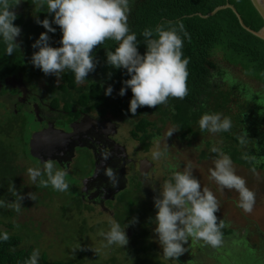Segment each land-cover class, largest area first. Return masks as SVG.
<instances>
[{"label":"clouds","instance_id":"clouds-1","mask_svg":"<svg viewBox=\"0 0 264 264\" xmlns=\"http://www.w3.org/2000/svg\"><path fill=\"white\" fill-rule=\"evenodd\" d=\"M130 2L131 0H34L40 8L46 6V12L52 16V20L37 19V23L46 31L32 44L38 51L33 52L31 64L45 75H55L57 78L65 70H69L74 74L76 83L81 84L97 67L98 62L92 54L94 47L102 45L106 40H113L117 42V46L114 50H106V63L113 69L126 70V75L130 77L121 82L118 94L124 96L131 90L128 111L133 116L140 107L155 108L157 105L167 104L169 97L183 99L188 94L189 64V60L183 58L184 39L179 34L183 32L184 37L188 35L183 24L177 22L179 30L173 26L165 28L164 25H158L154 30L146 28L142 33L146 51L141 54L137 35L128 26ZM10 8L8 0H0V40L6 43L8 55L12 54L14 47H19L15 40L21 33L19 26L13 23L17 17ZM53 24L59 26L62 34L59 47H53L49 43V33L56 32ZM113 90V86L109 85L105 95L111 96ZM198 124L201 131L210 133L227 132L232 127L230 118L211 112L204 113ZM177 130L167 131L166 138ZM154 143L159 146L160 138H156ZM210 151L218 153V158L213 161L214 167L209 169L210 179L216 182L221 192L224 189L236 190L239 194L237 206L245 212H251L255 193L235 173L231 157L216 147ZM109 155L107 152L103 153L105 159ZM166 156L167 147H158L152 153L154 160ZM168 167L171 177L161 184L158 194L153 198L156 210L154 233L164 258L176 260L183 255L187 251L184 245L189 239L191 242H203L202 246L220 247L222 229L226 227V223L223 219L217 223L215 213L220 209L217 198L212 191L202 189L200 181L193 176L190 163L182 171L178 170L179 165L170 164ZM27 172L33 184L39 179L42 187L51 185L56 191L69 190L65 180L66 172L57 169L50 160L44 162L43 168H29ZM106 175L115 187L118 178L114 171L109 169ZM153 191H156L155 187ZM29 197L35 200L32 193H29ZM0 206H3L2 201ZM16 210L19 211V207ZM136 222L138 219L133 218L130 224ZM128 226L121 227L119 222L112 221L110 229L101 233L106 241L105 247L126 246L129 240L125 229ZM0 239L7 240L8 234L3 233ZM39 259V250H33L25 264H39Z\"/></svg>","mask_w":264,"mask_h":264},{"label":"trees","instance_id":"trees-1","mask_svg":"<svg viewBox=\"0 0 264 264\" xmlns=\"http://www.w3.org/2000/svg\"><path fill=\"white\" fill-rule=\"evenodd\" d=\"M17 0H8L10 11L16 15V20L13 22L14 25L19 28H24L26 31L28 28L24 25L22 15H17L14 9L17 7ZM34 4V0H28V6ZM231 5L240 16L244 25L253 31H259L264 22L258 12L253 7L250 0H131L130 2V13L128 15V26L131 32L137 35L139 42L138 50L141 54L146 51V45L144 44V37L142 36L143 31L146 28L155 29L158 25H164L165 28L169 26L177 27L179 30V23L183 24V29L187 32V37H184V33L179 34L184 39L183 44V58L189 60L187 66L188 77L187 87L188 94L183 98L169 97L167 104L157 105L155 108L143 106L137 109V113L133 116L129 111V102L132 98L131 90L129 89L124 96H120L119 89L122 87V81L130 78L126 75V70L113 69L106 63V50H114L117 46V42L113 40H106L102 45H97L93 49V55L95 60L98 62L94 72L89 73L86 79H94L91 82L89 91L81 93L78 89V84L75 81L74 74L65 70L61 74L62 85L60 88H56L50 84L49 89L51 92L59 91V95L62 94L65 98L67 111H71L74 108L75 103L80 107H87L88 110L99 109L100 106L105 105L102 91L109 85L113 86V91L118 94L117 104H106L110 108H117V111L122 115H127L133 120V135L146 144L147 140H152L155 136L160 135L162 126L167 122L173 125L174 129H178L180 140L186 142H193V140L200 137L201 131L199 128L198 121L200 117L206 112L221 113L223 117L227 116V113L234 116L232 127L227 132H220V136L224 137L228 144H232L231 147L222 146L221 151L231 157L233 164L246 168L249 172L255 173L257 170H264V130L261 129V125L264 123V115L260 125H257L252 118L257 117L256 112L249 104L247 111L241 109L240 102L243 103L242 94L239 90V86L230 87L227 89L225 82H222L221 77L224 74L221 70H218V65L213 60L216 53H221L222 59L232 67L240 68L243 76L254 80L255 82L264 85V41L250 34L244 30L236 16V14L229 8L218 11L213 16H208L218 7H224ZM48 18L51 21L52 16L48 14ZM168 22H171L169 24ZM56 28V32L49 33L50 45L53 47L61 46L59 41L61 39V32L59 26L52 25ZM33 34V33H32ZM31 31H26V43L24 45L28 49V57L31 56L32 39L33 36ZM7 45L0 40V82L15 72L20 71L30 81L34 77L41 78L45 77L49 81L50 75H45L38 68H31L30 62L25 61V56L19 47H14L11 55L6 53ZM38 51V49H36ZM23 60L25 64L23 63ZM33 72H32V71ZM111 74V75H109ZM249 76V77H248ZM50 83H52L50 81ZM2 84V83H0ZM2 85L0 88V96H2ZM77 92L78 96L76 100H73V92ZM51 92L50 95L52 94ZM236 93L239 95L237 96ZM256 99L264 95L263 92L252 93ZM69 101H72L70 103ZM55 103H58L55 102ZM57 107V105H54ZM234 107V108H233ZM239 110V111H238ZM13 115L10 118L5 116L7 121L8 129L17 126L22 128L21 125L25 121V117L21 120L17 118L12 111L8 112ZM6 113V114H8ZM13 113V114H12ZM103 115L104 112L102 111ZM238 114V115H237ZM162 117L159 119V117ZM155 116L156 118H152ZM14 117V118H12ZM3 128L2 126H0ZM245 129L248 131V135L239 141L237 136L234 134L237 132H244ZM0 133L8 137L11 132L0 130ZM237 135H239L237 133ZM25 137V136H23ZM28 138H30L28 136ZM27 138V139H28ZM23 140V139H22ZM243 141V142H241ZM0 140V148H4V143ZM22 141L20 148V158L30 157L29 148L27 143ZM225 145V144H224ZM246 145L245 147H241ZM28 148V151H27ZM0 149V182L4 185L5 183L12 184L18 190H21V184H18L16 178V168L11 164L10 153H6L7 158L1 157ZM13 154V153H12ZM215 157L218 153H213ZM10 165H9V163ZM25 167V166H24ZM6 170V171H5ZM24 172V169L21 170ZM0 183V184H1ZM12 193V192H11ZM19 192L12 193L11 196L3 194L2 198L7 203L14 202V198H19ZM0 221V227H1ZM5 231L0 229V236ZM7 233V232H6ZM226 236L231 234L229 231L222 230ZM8 234L7 240L0 239V264H25V261L29 259L33 250L31 248H22L20 240ZM228 240V239H226ZM212 248V247H211ZM152 249L140 248L138 254L139 257H152L149 253ZM200 250V248L198 249ZM218 250V248H217ZM216 248L212 250V260L215 264L219 262V255L215 256ZM215 256V258H213ZM201 260V259H199ZM198 260V261H199ZM39 264H66L60 262H46L39 261ZM201 264V263H200Z\"/></svg>","mask_w":264,"mask_h":264},{"label":"rangeland","instance_id":"rangeland-1","mask_svg":"<svg viewBox=\"0 0 264 264\" xmlns=\"http://www.w3.org/2000/svg\"><path fill=\"white\" fill-rule=\"evenodd\" d=\"M213 60L218 65V70H221L225 76V78L221 77V79L223 83L225 82L227 89L241 85L239 86V90L244 102H240L239 105H242L241 109L247 111L250 104L257 111V117L252 119L257 125H260L262 116L264 115V95L256 99L252 93L263 92L264 85L243 76L241 69L227 64L222 59L220 52L214 55ZM23 63L25 64L24 60ZM53 76L54 79L59 80L55 75ZM39 86H42V84L40 83ZM1 93L3 99L0 101V126L3 128L0 127V130H5L7 133L11 132L6 138L0 133V140H6L3 144L4 148H0L2 149L1 155L3 158H7L5 155L7 151H12L15 156V165H19L21 169H24L23 177L25 181L22 179L21 185H24V187L21 189V196L19 199L18 197L14 198V202L11 203H7L9 202L8 200L4 201L2 198L3 194L9 192L17 193L19 190L9 183H5L4 187L0 182V201L3 202V206H0V221L2 223L0 229L9 233L11 236L17 237L20 240L22 248L38 249L40 252L39 261L51 263L180 264L179 262H181L182 264H214L216 262V260L215 262L210 260L214 248L207 245L201 246V242H194L196 246L200 244V250L193 246L192 248L188 247L189 243L185 244L184 247L187 251L176 258L177 261L165 259L154 233L155 227L151 230L152 236H150L155 246L149 251L152 254L150 259L147 257H139L141 254H138L139 251L136 250V246H130V249L135 248L132 252L127 249L129 245L124 247H120L119 245L105 247L106 241L101 236V233L107 232L110 229V226L107 224L109 217L104 215L96 216L97 209L92 213H83V210L87 206L80 200L79 180L74 176V172L66 174L65 176V180L69 185V190L66 192L56 191L51 185L47 188L42 187L39 184V179L36 184L32 183L27 170L29 168H43V165L38 164L32 157H27V159L19 157L22 141L28 145L30 143L28 136L30 137V132L38 129V125L33 123L34 119L32 120L31 115L26 114L28 113V106H25L23 108L18 107L19 114L25 115V121L21 124L24 125L22 131L21 128L18 129L20 123L17 128L15 126L12 130L8 129L10 126L7 127L6 119L13 115L8 113L7 118H5L2 114L5 112L4 105L9 100V94L13 95L16 92L14 93L12 90L8 91V89H4ZM236 95L239 96L237 93ZM10 101L14 103V99ZM247 101L249 104L245 103ZM211 113H213L212 109ZM157 117L159 119L162 118L159 115ZM225 117L234 120L232 113H227ZM152 118L154 119L156 117L153 116ZM115 121L121 122L119 117ZM37 123H39L38 120ZM158 125L161 128L160 135L158 136L160 138V144L158 146L153 140L151 150L147 156L149 160H152L153 167L158 170V172H153V179L160 183L159 187L171 177L172 173L168 165H179L180 168L178 170L182 171L190 163L193 176L200 181L202 189L207 188L212 191L219 202L220 209L215 213L218 218L217 223L223 219L226 227L222 230L231 232L228 237L226 236L227 234L222 233L224 237H222L221 246L218 247V249L222 250V254L218 264H264V170H257L253 173L242 166L233 164L235 173L242 177L246 181V186L255 193V202L252 211L245 212L237 206L239 194L236 190L224 189L221 192L216 182L210 179L209 169L214 167L213 161L218 158V156L215 157L213 152L210 151L211 148L216 147L221 149L222 146L226 145L230 148L231 145H234L233 142H231L232 144H228L226 142L227 140L220 136V132L210 133L206 130L205 133H201L200 137L191 143L180 140L177 131L172 136L166 138V132L174 129L173 125L169 122L163 126L161 124ZM127 127L121 129L120 139L118 141L132 151L134 142L131 140L130 135H128L129 132H127V129L129 128ZM261 129L264 130V123L261 125ZM234 134L240 141L242 136L245 138L249 133L245 129L244 132L240 133L235 131ZM245 146L242 145L241 147L243 148ZM158 147L159 149L167 147V156L159 160H154L152 153L158 150ZM88 165H91L89 158L82 164V167H79L84 172L83 168L86 169ZM79 167L74 165L72 171L79 170ZM2 178L6 182V178L4 176ZM133 187V182L129 181L128 188L126 190H120L113 205L112 203H107L106 206L114 207L113 210H115L116 205L118 206L119 214H116L117 217L115 216L114 220L116 219L120 222H126L127 220L130 223L133 218H137L138 222L130 224L131 226L138 225L139 223L143 224V221L148 224L149 213L147 211H149V203H153V198L146 197V201H144L142 195L133 193ZM29 193L35 196V200L29 197ZM17 207H19V211L16 210ZM92 215L96 217H90ZM140 232L143 233L144 228H141ZM248 246L252 247L253 250H250ZM243 247L245 252L242 254ZM215 256H218V254L216 253Z\"/></svg>","mask_w":264,"mask_h":264},{"label":"flooded vegetation","instance_id":"flooded-vegetation-1","mask_svg":"<svg viewBox=\"0 0 264 264\" xmlns=\"http://www.w3.org/2000/svg\"><path fill=\"white\" fill-rule=\"evenodd\" d=\"M16 2L17 7L14 9V12L17 15H22L24 25L28 28L26 31H31V34L33 33V44L35 40L39 38L40 34L46 31L37 23V19H49V13L46 12V6L40 8L38 3H32L28 6V0H17ZM37 7L39 8L37 9ZM20 29V36L16 38L15 42L20 46L22 53L26 55L25 61L31 63L30 57L27 56L28 49L23 44L26 41V31H24V28ZM29 51L33 54V52L37 50L31 45V50ZM28 66L31 68L34 67L32 64ZM61 74L59 80L54 79V76L50 75L49 78H52L50 80L52 83L45 77H34L29 81L20 71L3 79L2 82H0L3 86L2 89H8V91L12 90L14 93L16 92V94H9V100L6 101L7 107L4 105L5 112L2 115L7 116L6 113L12 111L15 115H18L17 118L21 120L25 115L19 114L18 107L23 108L28 106V113L26 114L31 115L32 120L34 119L33 123L38 125L37 130L30 132V139L32 135L41 133L46 128L52 131L50 132L52 136L56 135V137L54 136V140L56 141L55 144L58 147V151H56L54 155L55 159L52 162L57 169L65 171L66 174L74 172V176L78 178L80 200L87 206V208L83 210V213H92L97 209L96 216L104 215L109 217L107 222L109 226L112 221L119 222L121 227L129 225L126 227L125 231L129 240L127 244L129 247L127 249L131 252L135 248L130 249V246H136V250H139L142 246L143 248H154V242L150 238V236H152L151 230L156 227L154 221L156 210L154 206H152L153 203H149V211L146 209L149 213L148 224L143 221V224L139 223L135 226H131L127 220L126 222L114 220L116 214H119V208L116 205L115 210H113L114 207H108L106 204L112 203L113 205L120 190H126L128 188L129 181L134 184L133 193L142 195L144 201H146V197L154 198V196L158 194L160 183L153 179V172H158V170L153 167L154 164L152 160H149L147 155L151 150L153 140L158 138L159 135L155 136L150 141H146L148 147L141 139L135 137L133 135L134 124L132 118L120 114L117 108L113 109L107 106L108 104L114 103V105H116L119 96L115 91L112 92L111 96L105 95L106 88L102 91L105 105H101L99 109L89 111L88 106L80 107L75 103L74 108L71 111H67L65 109L67 102L63 101L65 100L64 96L62 94L59 95V91L51 92L49 89L50 84L56 88H60L62 85ZM93 81L94 79L91 78L85 80L83 83L78 84V89L81 90V93L88 92L91 82ZM40 83L42 86H39ZM49 92L52 94L50 95ZM72 95L74 98L73 100H76L78 93L75 91ZM2 99L3 97L0 96V101H2ZM13 99L14 103L10 101ZM57 101L58 103H55ZM69 102L72 103V101ZM54 105H57V107ZM102 111L104 112L103 115L101 114ZM117 117L121 120L120 123L115 121ZM37 120L39 123H37ZM124 127L130 129L126 128L127 132H129L128 135H130L131 140L134 142L132 151H130L126 145L118 141L120 139L119 135L121 129ZM65 135H71L72 137L65 140L63 138ZM105 152L110 154L107 159L103 156ZM87 158L90 159L91 165H88L86 169L83 168L84 172H82L79 166L82 167V164L86 162ZM10 159L12 162L11 164L17 170L16 178L19 182L18 184H22V179L25 181L23 177L24 172L20 171L22 169L19 165H15V156L12 153H10ZM34 160L38 164H44L36 159ZM74 165L79 167V170H75L76 173L72 171ZM75 168L77 169V167ZM109 169L113 170L118 178V183L115 187L111 184L109 177L106 175ZM20 175H22V177H20ZM168 179H170V177ZM153 187H155L156 191H153ZM20 192H22V190H19V194ZM11 194V192L6 193L7 196H11ZM93 215L90 217H96ZM141 228H144L143 233L140 232ZM188 243V247L192 248L193 246L199 249L200 244L196 246L194 242H191V239H189ZM202 244L203 242H201V246ZM244 247L242 254L245 252ZM248 247L250 250H253L252 247ZM221 251V249L216 251L219 255V262L222 254ZM148 259L150 258L148 257ZM210 260H212V258ZM179 263L182 264L181 262Z\"/></svg>","mask_w":264,"mask_h":264},{"label":"water","instance_id":"water-1","mask_svg":"<svg viewBox=\"0 0 264 264\" xmlns=\"http://www.w3.org/2000/svg\"><path fill=\"white\" fill-rule=\"evenodd\" d=\"M250 1L264 22V0H250ZM226 8L231 9L236 14V16L240 22V25L244 30H246L250 34H252L255 37L264 41V25L257 32L251 30L250 28H248L247 26L244 25L240 16L237 14L236 10L231 5H226L224 7H218L212 13H210L208 16L203 17V18L213 16L218 11L226 9ZM0 88H1V84H0ZM50 132H52V131L50 129L46 128L41 133H37V134L32 135V137L30 139V143H29L30 157L38 160L40 163H44V162H47L49 160L53 161L55 159L54 155H55L56 151H58V147L55 144L56 141L54 140L56 135L53 134L55 136L54 137L51 135ZM71 137H72L71 135L63 136V138L65 140H68Z\"/></svg>","mask_w":264,"mask_h":264}]
</instances>
